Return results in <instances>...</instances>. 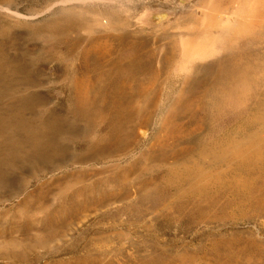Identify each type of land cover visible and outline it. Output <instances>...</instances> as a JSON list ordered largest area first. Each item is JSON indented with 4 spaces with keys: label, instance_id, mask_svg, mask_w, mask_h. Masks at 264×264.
I'll return each mask as SVG.
<instances>
[{
    "label": "bare ground",
    "instance_id": "bare-ground-1",
    "mask_svg": "<svg viewBox=\"0 0 264 264\" xmlns=\"http://www.w3.org/2000/svg\"><path fill=\"white\" fill-rule=\"evenodd\" d=\"M197 4L198 7L181 11L174 19H168L164 25L158 27L159 32L153 34L136 28L138 21L131 22L129 16L125 15V9L124 12L120 9L117 13L111 11L116 13L114 17L103 15L97 20L102 27L101 30L94 32L80 51L83 57L82 70L90 72L93 87H89L82 76H72L71 83L78 108L83 111L94 110L93 101L96 99L92 97L99 96L101 99L97 101V107L111 112L114 129L119 132L129 129L131 133L134 131L140 135L139 127L142 122L145 124V121L150 123L154 120L162 94L173 95L171 102L159 115L157 130L150 135L152 141L147 146L145 144V148L139 154L145 164H150L151 168L148 171L152 170V174L140 177L139 173L143 172L140 168L139 177L134 173L136 176L130 184L135 183L133 191L135 190L136 199L135 196L130 197L127 186L118 184L115 176V179H110L113 176L109 174L111 171H108L109 177L106 174V176L97 174L103 179L100 180L98 177L100 182L95 181L96 183L93 182L92 174L89 177L80 175L82 178H78L80 171L72 172L73 176L74 173L77 174L75 180L74 177L67 180L68 176H72L69 173L67 178H62L65 179L63 181L65 184L57 185L45 192L48 194L47 198L43 197L38 200L39 202L28 204L29 211L24 207L27 205L22 206L25 208V215L26 211L29 212L26 216L30 223L24 224L25 229L32 232L48 230V233L56 225L63 226L66 219L74 218L87 204L103 206L124 200L122 203H125V207L122 208L126 210V206L136 205L141 197L150 200L149 196L152 195H156L157 199L150 204L152 209V211L148 209L150 213L154 210L163 217L180 216L188 222L204 218L208 220L221 218L225 210L231 208L233 204L237 207L252 206L254 209L264 210V3L250 0L245 6H235L234 9L230 8L225 0H208L205 4L198 0ZM67 22L71 24V21ZM92 28L87 25V31ZM171 66L173 84L165 89L160 87L159 78L161 74H166ZM196 105L198 106L196 110L200 106L202 115L199 125H195L198 129L183 136H171L173 122L187 117L189 112L195 110ZM100 108L96 109L101 111ZM170 120L173 121L170 123ZM233 120L243 122L231 130L228 127ZM158 134L166 135L172 140L169 147H164L161 142L163 140L158 139ZM145 135L141 136L146 138ZM128 137H117L115 143L121 147L123 144L126 148L130 143ZM123 147L120 148V152ZM114 150L112 149L111 153L115 156L117 153ZM131 153L135 154L133 151ZM106 154L104 156H108ZM135 156L136 159L138 155ZM133 160L130 164L139 161ZM82 167L81 171L84 170V166ZM91 167L94 166L87 168L88 171L93 169ZM87 169L85 167L84 172ZM127 172L133 173L132 170L128 171V167ZM96 189L98 193L95 192ZM32 200L35 199L32 198L29 202ZM143 201L139 203L144 205L147 200ZM21 203L22 201L18 205ZM132 210L129 212L132 213ZM37 217L41 219L43 225L35 226L34 220ZM109 226L108 233L105 229L104 235L94 236L95 238L89 242L86 240L91 245L88 247L95 250L93 259H96L97 255L104 256L112 251L114 253L112 241L114 242L119 235L123 237L128 233L110 231L112 227ZM217 233H206L203 238L197 237L199 240L192 242L193 245L186 246L187 243L181 248H168L166 244L167 247H162L158 245L160 242L155 241V244L153 239V244H148L151 240L143 237L142 239L147 240H144V243L147 242L148 248L145 246V249L148 253L144 250L146 254L143 252L142 255L139 250L134 249L139 258L136 257L137 260L132 264H264L263 240L234 229ZM82 237L84 238L83 235ZM125 242L123 241L122 246L126 244ZM135 244L144 248L138 242ZM178 246L181 245H176ZM131 247L133 249L134 246ZM88 252L91 251H85V254L83 251L84 255L80 254L78 258L75 256L77 259L72 258L73 264H89V259H92L88 258ZM126 253H122L124 258ZM117 254L119 256V253ZM107 260L108 257L104 261ZM119 261L125 263L122 259ZM105 262L103 264L107 263ZM56 264H60L59 260Z\"/></svg>",
    "mask_w": 264,
    "mask_h": 264
},
{
    "label": "rangeland",
    "instance_id": "rangeland-1",
    "mask_svg": "<svg viewBox=\"0 0 264 264\" xmlns=\"http://www.w3.org/2000/svg\"><path fill=\"white\" fill-rule=\"evenodd\" d=\"M67 1L0 0V264H56L58 260L60 264H73V259L80 257V254L84 255L85 251L88 250L92 252H88V258L92 259H89L88 263L99 264L96 262H100V264H103L108 257L106 264H116L117 261V264H125L126 261L132 264L137 260L136 257L139 258L135 252L139 250V253L143 255L147 251L146 239L151 240L148 241V244H153L154 240L155 244L156 242L162 243H158L162 247L181 248L182 245L187 243L186 246L193 245L196 240H199L198 238L204 237L206 233L213 232L215 234V232H226V230L231 229L240 231L243 234H251L252 237L264 241V210L260 211L252 206L237 207L233 204L231 208L225 210L221 218L209 220L204 218L195 222H188L180 216L163 217L154 210L150 213L152 211L150 204L156 201V195L149 196L151 198L150 200L145 199L147 201L141 197L142 200L139 199V202L142 203L144 200L145 204L143 205L137 201L136 205L143 206L137 208L136 205L131 206V204L129 207L126 206V210L123 209L125 207V203H122L125 202L124 200L103 206L87 204L79 210L74 218L66 219L62 224L63 226L56 225L53 227V232L52 230L48 233V230L32 232V230L25 229V225L30 223L27 218L29 213L28 204L31 205L33 202L40 201L43 197L47 198L48 194L46 193L50 189L65 184L63 182L65 179L62 180V178H67L69 173L72 176H68L67 180H71L72 177L75 180L77 174L74 173L73 176L72 172L78 173L80 171L78 178L89 177L92 174L94 177L93 182H95L99 179L102 180V176L111 171L113 173L109 172V174H113V176L110 179L116 177L118 184L127 186L130 197L134 198L135 196L136 199L135 190L133 191L135 183L130 184L136 176L134 173L137 174V177L142 175L146 177L152 172V170L148 171L151 168L150 164H145L144 160L140 159L142 157L139 154L145 148V144L147 146L152 141L150 135L152 136V133L154 134L157 130L159 115L171 102L172 94H162L160 107L154 120L150 123L145 121V124H143L144 122H142V125L140 124V135L134 131L131 133L129 129L122 132L116 131L113 125V117L110 116L111 112L97 107L98 104L96 103L101 99L99 96L92 97L96 99L93 101L94 110H91L94 113L88 110H80L75 101L76 97L71 83L74 76H82L85 83L89 87H93L90 72L82 70L83 57L80 51L83 50L89 37L94 32L101 30L102 27L97 23V20L103 15L114 17L120 9L121 12L126 11L125 15L129 16L131 22L138 21V23L136 22L138 25L136 28H141L148 34H153L158 33L159 26L164 25L168 19H174L181 11L198 7V0ZM207 1L201 0V4H205ZM225 1L230 8L234 9L235 6H245L250 0ZM259 1L264 3V0ZM94 10L97 12L96 14ZM82 12L84 13L82 14ZM95 18L96 20H94ZM67 21H71V24L73 21L74 24L72 25L74 26L72 27ZM75 21L77 24H75ZM87 25L93 27L94 29H91L93 31L88 29V32ZM173 30L176 31V28ZM171 70L172 66L166 74L160 75V87L166 89L173 84ZM96 108H100L101 111ZM197 108L196 105L195 110ZM195 110L189 112L187 117L173 122L171 136H183L198 129L195 125H199L202 117L200 106L198 110ZM99 114H102V116H94ZM154 121L156 122L154 123ZM172 121L170 120V123ZM242 122L243 120H233L228 128L234 130ZM125 131L130 135H127ZM109 132L111 135L108 134ZM133 135L134 137L131 138ZM141 135H145L146 138ZM161 136L158 134V139L163 140L161 142L164 147H169V142L172 140H169L166 135ZM117 137L129 138L130 143L129 145L125 144L126 148L122 144L124 149V151L122 149V152H120L121 145L116 144L117 140L115 138ZM130 139L132 141L136 140L132 142ZM137 141L140 144H136ZM142 142L144 143L142 144ZM154 146L156 145L154 144ZM132 147L135 149L133 150ZM128 148L135 154H132ZM112 149H115L114 152L117 153L115 156L111 153L113 152ZM102 151H105L108 156H104L105 153H102ZM128 151L130 154L127 153ZM135 155H138L137 158H139L135 159ZM91 156L93 158H90ZM133 159L135 162L139 160L138 163H132L134 166H138L137 168L130 164ZM125 161L128 163L126 164ZM129 165L132 166L129 167ZM82 166H84L83 171H81ZM90 166H94L91 167L95 169L94 172L93 169L88 171ZM85 167L88 168V172H84ZM127 167L128 171L132 170L133 173L127 172ZM139 168L143 171L142 174L139 173ZM115 169H118V171ZM85 173L89 175L87 174V176ZM154 173L155 171H153ZM97 174H101V178ZM42 192L45 196L42 195ZM95 192L98 193L97 189ZM32 198L35 200L29 202ZM20 201L22 203L18 205ZM23 202L26 204H23ZM24 205H27L28 208ZM22 206L28 210L25 212L27 216L24 214L25 208ZM131 207L135 211L131 209L133 217L132 213L129 212ZM19 208L24 210L21 211ZM121 209L123 210L121 211ZM138 211H141V213L139 214ZM108 214L111 215L112 219ZM110 220L112 221L109 222ZM34 221L36 222H34L35 226L44 224L39 217ZM109 224L112 227L110 231L128 233L126 236L123 235L124 238L122 235H119L117 239L114 238L118 241L115 242L114 240L115 247L112 241V250L115 252L108 253L109 256L113 257H111L112 259L108 254L104 256L97 255L96 259H93L95 250L89 248L91 245L88 242L95 237L104 235ZM54 230L56 231L54 232ZM88 237L89 239H87ZM143 237L146 239H142ZM82 240L84 241L82 242ZM144 240H146V243H144ZM123 241H126L125 243L129 247L126 244L122 246ZM137 242L143 245L144 248L139 244H137L139 246L137 247L135 244ZM116 244L118 245L116 246ZM84 245L87 246L84 247ZM176 245L181 246L176 247ZM131 246H134L133 249ZM116 248H119V250ZM120 250L125 253L128 252L125 258L122 254L124 252ZM117 253H119V256ZM116 254L118 257H114ZM128 257H130V260ZM121 259L125 263L119 261ZM110 260L112 261L110 262Z\"/></svg>",
    "mask_w": 264,
    "mask_h": 264
}]
</instances>
